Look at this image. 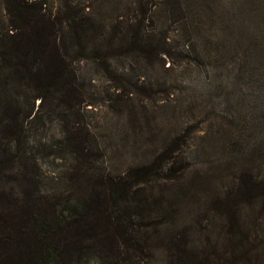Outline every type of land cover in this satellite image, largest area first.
Listing matches in <instances>:
<instances>
[{
	"label": "rangeland",
	"instance_id": "rangeland-1",
	"mask_svg": "<svg viewBox=\"0 0 264 264\" xmlns=\"http://www.w3.org/2000/svg\"><path fill=\"white\" fill-rule=\"evenodd\" d=\"M1 41L0 196L20 180L50 216L88 195L112 214L66 264H222L228 204L264 264V196L234 201L264 180V0H0Z\"/></svg>",
	"mask_w": 264,
	"mask_h": 264
},
{
	"label": "trees",
	"instance_id": "trees-1",
	"mask_svg": "<svg viewBox=\"0 0 264 264\" xmlns=\"http://www.w3.org/2000/svg\"><path fill=\"white\" fill-rule=\"evenodd\" d=\"M6 4L9 3V0H5ZM19 4H21L19 2ZM19 10V5L17 7ZM6 12L10 15L13 11H10L6 7ZM10 16V29L15 28L20 29L16 25ZM4 44L0 42V61L1 63L6 59V56L1 49ZM26 60L24 62V69L30 70V63ZM20 64L9 63L7 67L9 68V74L11 78H17L20 76L16 67H19ZM21 67V65H20ZM2 65L0 64V76H1ZM3 80L4 87L8 83L7 78H0ZM11 85V82H10ZM11 88V87H10ZM1 90H0V103L2 102ZM7 122V123H6ZM3 126L10 125L9 121H5ZM0 127L1 124H0ZM7 135H12L10 132L11 129H8ZM5 145L1 143L0 140V154L3 152ZM2 163L0 162V179L4 176L5 169L1 168ZM249 173V172H248ZM246 176H242L240 182L235 190L236 197L234 201L238 202L240 197L248 198L249 200L255 196H264V180L259 179L258 176L254 178V175L249 173ZM27 180V179H25ZM16 181V180H15ZM20 181V180H19ZM17 181L21 196L20 198L13 196V192L3 193L0 196V264H66L71 253L76 250V248L81 247L84 244L85 247L90 243L94 245L95 243L90 240V233L97 228V225L100 223V220L105 217L111 218L112 214L108 209L100 208L94 212V206L91 200V197L84 196L83 198H75L77 201L70 202L69 196H66L64 199L68 201L66 205H70V213L68 215L50 216L48 203L51 202L48 197L40 198L39 195L32 193L27 185V182ZM112 190V189H111ZM123 189L116 190V194L122 191ZM114 192V193H115ZM68 198V199H67ZM46 199V200H43ZM47 204L46 206H44ZM93 206V207H92ZM36 208V210H35ZM41 210V211H40ZM226 213V228L224 232V240L227 239V242L224 244V250L221 253L222 264H236L237 258L234 256L236 254H243L242 263L247 264L249 259V248L242 247V240L240 237L238 239V234L241 235L242 232V222L240 218L239 211H236L231 204H228L225 207ZM115 223V222H114ZM116 232L121 236V242L123 244L129 240L131 237H128L127 231H122L120 226L115 227ZM130 231L133 229L130 227ZM233 236L237 239L233 240ZM230 239V240H229ZM126 240V241H125ZM178 240V239H177ZM241 242V243H238ZM92 242V243H91ZM166 242V243H165ZM164 242V247L168 250V255L172 258H177L179 261L182 260L183 254L181 245H177L176 248V239L166 240ZM166 244V245H165ZM28 250L30 251L31 256L34 257L35 261L25 262V258ZM209 251V252H208ZM206 254H202L196 257L195 264H213L214 258L213 254L215 251L213 249L208 250ZM216 256L218 253H215ZM224 254V258H223ZM168 257V258H170ZM187 260H185V264ZM139 264V263H137ZM194 264V262H193Z\"/></svg>",
	"mask_w": 264,
	"mask_h": 264
}]
</instances>
